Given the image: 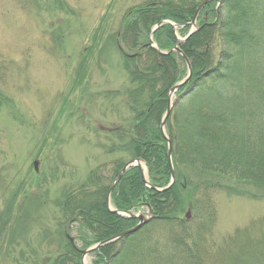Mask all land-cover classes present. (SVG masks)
<instances>
[{"label": "trees", "instance_id": "obj_1", "mask_svg": "<svg viewBox=\"0 0 264 264\" xmlns=\"http://www.w3.org/2000/svg\"><path fill=\"white\" fill-rule=\"evenodd\" d=\"M202 1L144 0L128 7L119 28L107 34L104 48L118 52L127 82L126 115L100 131L108 137L100 147L114 157L64 187L59 239L48 240L52 244L40 264H81L82 250L136 224L106 207L112 181L131 159L146 165L151 187L139 167H129L111 192V205L119 211L145 210L151 218L136 232L93 250L95 264H264V218L220 240L211 238L212 194L227 190L218 177L264 192V0L209 1L197 16V30L179 43L177 36L187 35ZM163 20L171 23L154 30L153 42L161 51L178 44L192 72L175 92L165 122L174 182L156 191L171 176L160 122L169 90L187 71L178 53L162 54L149 45L150 31ZM94 46L86 49L87 58ZM186 210L195 212L196 223L185 218ZM72 231L73 242L66 237Z\"/></svg>", "mask_w": 264, "mask_h": 264}, {"label": "rangeland", "instance_id": "obj_2", "mask_svg": "<svg viewBox=\"0 0 264 264\" xmlns=\"http://www.w3.org/2000/svg\"><path fill=\"white\" fill-rule=\"evenodd\" d=\"M143 1L58 0L66 12L53 0H0V264H40L48 240L59 239L64 187L113 159L100 131L126 115L127 82L118 52L104 41ZM216 180L227 190L212 194V239L264 218L263 191ZM185 212L196 223L195 212ZM84 264H95L91 253Z\"/></svg>", "mask_w": 264, "mask_h": 264}, {"label": "water", "instance_id": "obj_3", "mask_svg": "<svg viewBox=\"0 0 264 264\" xmlns=\"http://www.w3.org/2000/svg\"><path fill=\"white\" fill-rule=\"evenodd\" d=\"M209 1L211 0H203L197 7L193 17H192V21H191V31L188 33L187 37H189L196 29H197V25L195 24V19L197 17V14L200 12V10L205 6L206 3H208ZM163 23H168V21H162L161 23L159 24H156L152 31L150 32L149 36H150V39H151V36H152V33L153 31L158 28L161 24ZM186 37V38H187ZM151 46L155 47L154 43L151 41L150 43ZM159 52H161L158 48H156ZM177 51L178 53H180V55L183 56L184 60L186 61V65H187V75L185 78H183L181 81H179L177 84H175L169 91L168 93V104H167V109H166V112L165 114L163 115V118L161 120V123H160V129H161V132L163 133L164 137L167 139V144H168V151H167V158H168V163H169V166H170V169H171V178H170V182L169 184L164 187V188H153L154 190L156 191H164L166 190L168 187H170L174 181V174H173V169H172V164H171V144H170V140L168 139V137L165 135V132H164V125H165V121L168 117V115L170 114V111H171V98L174 94L175 91H177L183 84L186 83V81L188 80L190 74H191V67H190V64L187 60V58L183 55V53L181 52V50L175 46L173 47L170 51ZM169 51V52H170ZM163 53V52H161ZM34 167L36 168V165H37V162L34 161L33 163ZM130 166H138V167H141L140 165V160L139 159H131L129 161H127L124 165V167L121 169L120 173L116 176V178L114 179V181L112 182L108 192H107V196H106V202H107V207L110 211L114 212V213H117L119 215H129L130 217L132 218H135L137 219V224L131 228H128L120 233H118L117 235L109 238V239H106V240H103L93 246H91L90 248L88 249H85L82 251V259H81V264H84V256L87 255L88 253H90L91 251H93L94 249L106 244V243H109V242H113V241H116L118 240L119 238H122L126 235H129L135 231H137L139 228H141L143 225H145L149 220H150V217H147L145 216L144 214H131L129 212H121V211H117V210H114L110 207V203H109V197H110V193L112 191V189L114 188L115 184L120 180V178L123 176V174L125 173V171L130 167ZM142 174L145 175L146 173V166L144 165V167L142 168ZM145 181V184L148 185L150 187V185L148 184L147 180L144 179ZM190 215H189V212H186V218H189ZM70 241H72V238L69 237Z\"/></svg>", "mask_w": 264, "mask_h": 264}]
</instances>
